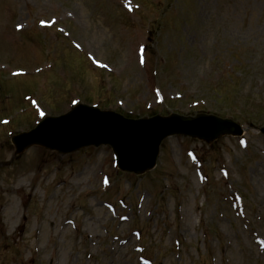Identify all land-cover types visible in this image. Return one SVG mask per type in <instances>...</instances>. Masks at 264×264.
I'll list each match as a JSON object with an SVG mask.
<instances>
[{"label":"rangeland","instance_id":"1","mask_svg":"<svg viewBox=\"0 0 264 264\" xmlns=\"http://www.w3.org/2000/svg\"><path fill=\"white\" fill-rule=\"evenodd\" d=\"M86 104L232 119L164 141L155 171L108 147L11 137ZM264 0H0V264H264ZM245 200H244V199Z\"/></svg>","mask_w":264,"mask_h":264},{"label":"water","instance_id":"2","mask_svg":"<svg viewBox=\"0 0 264 264\" xmlns=\"http://www.w3.org/2000/svg\"><path fill=\"white\" fill-rule=\"evenodd\" d=\"M242 134L241 127L232 121L211 116L193 119L172 115L127 121L114 113L79 106L65 117L46 119L33 132L15 137L13 143L15 157L35 145L62 154L92 145H110L122 171L143 175L154 169L162 142L171 136L185 135L213 144L224 136Z\"/></svg>","mask_w":264,"mask_h":264}]
</instances>
